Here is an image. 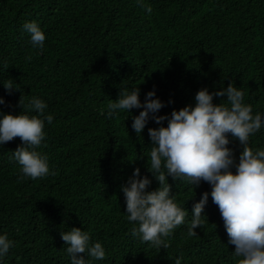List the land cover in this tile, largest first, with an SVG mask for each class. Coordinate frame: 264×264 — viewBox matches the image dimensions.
Listing matches in <instances>:
<instances>
[{"label":"trees","instance_id":"1","mask_svg":"<svg viewBox=\"0 0 264 264\" xmlns=\"http://www.w3.org/2000/svg\"><path fill=\"white\" fill-rule=\"evenodd\" d=\"M0 0V110L17 114L32 96L47 102L46 141L38 149L49 156L56 175L20 180L10 159L21 138L0 146V233L14 240L5 264H70L61 231L80 227L106 249L93 264H237L218 206L209 194V223L188 235L181 225L157 249L130 235L121 185L150 163L148 127H131L140 109L109 116L107 105L120 91L140 89V99L155 88L166 103L158 115L194 104L196 92L234 82L253 112L264 113V0ZM151 11H147V8ZM35 20L46 33L43 50L23 31ZM8 68L5 70L4 65ZM21 91L8 94L3 80ZM223 98L214 97V103ZM173 101L168 103V101ZM226 103V99L222 100ZM31 114H36L35 110ZM167 126V121H163ZM239 157L238 140L228 145ZM264 147V129L250 137ZM235 171V168L232 169ZM178 203L188 209L210 185L194 188L168 177ZM189 198V199H188ZM188 199V200H187ZM83 255V254H80Z\"/></svg>","mask_w":264,"mask_h":264},{"label":"clouds","instance_id":"2","mask_svg":"<svg viewBox=\"0 0 264 264\" xmlns=\"http://www.w3.org/2000/svg\"><path fill=\"white\" fill-rule=\"evenodd\" d=\"M137 2L145 6L143 0ZM23 31L29 34L33 47L43 50L46 33L37 21H26ZM4 68H8L7 63ZM2 80L8 94L14 89L21 91L14 79ZM139 97L140 89L136 86L120 91L118 98L107 105L109 116L122 110L131 113L132 109H140L138 115L132 116L131 124L140 136L149 120L159 125L147 129L152 147L146 166L159 186L148 190L152 180L141 174L140 167H135L120 186L126 218L132 224L130 235L150 242L157 249L168 248L174 231L186 223L188 235H197L196 229L209 223L205 206L210 194L221 213L228 243L235 246L233 255L237 264H264V147L250 146V137L264 129V113L253 112L252 105L245 102L244 91L234 82L213 91L201 87L194 104L164 115L157 114L166 103L156 95L155 88L147 91L143 101ZM214 97L226 99V103L222 100L214 103ZM6 103L0 96V105ZM19 105L24 110L17 114L0 110V146L21 138L10 157L20 166V180L56 175L49 156L38 150L46 141L45 122L51 124L54 120L52 114L45 113L47 102L32 96L27 104L20 98ZM33 110L36 114H31ZM163 121H167V126ZM232 140H238L242 147L238 160L234 149L228 146ZM168 177L190 185L193 195L189 198L195 195L194 188L201 182L210 185V193L202 192L193 203L190 221L187 219L190 212L185 202H177ZM61 238L68 245L70 264H93L94 260L106 258V249L100 241L93 240L90 231L71 227L69 231H61ZM14 244L7 233H0V264H5ZM182 261L183 253L175 264Z\"/></svg>","mask_w":264,"mask_h":264}]
</instances>
